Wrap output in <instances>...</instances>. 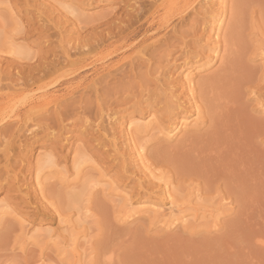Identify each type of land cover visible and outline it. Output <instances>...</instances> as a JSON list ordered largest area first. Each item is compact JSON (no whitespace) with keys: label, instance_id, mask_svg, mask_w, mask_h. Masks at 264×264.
Wrapping results in <instances>:
<instances>
[{"label":"rangeland","instance_id":"rangeland-1","mask_svg":"<svg viewBox=\"0 0 264 264\" xmlns=\"http://www.w3.org/2000/svg\"><path fill=\"white\" fill-rule=\"evenodd\" d=\"M78 1L82 0H0V67L6 68L15 61L12 53L15 46H26L33 56L36 55L33 61H36V65L41 61L39 59L44 57V61L47 55L46 62L54 61L56 54L62 60L64 48L69 52L74 50L72 53L85 52L88 46H94L96 42L98 45L101 39H106L103 38L105 33H112L113 36L140 29L135 39L137 41L132 40L131 45L151 35L158 37V33L161 36L167 32V36L173 34V37H167V45L161 40L164 46H161L162 43L157 45L159 49L155 48L153 51L156 52L152 51V55L150 53L152 59L147 57L150 56V49L146 50V59L139 58L135 53L138 56L136 58L134 54L136 61L138 58L142 62L149 60L144 63L149 62L146 65L150 66L147 67L139 63L141 60L137 62L140 67H129L128 60L125 61L128 64H124V60L119 62L118 57L123 58L127 53L133 58V53L141 49L131 51L126 48L118 52V57L112 62H96L94 68L91 65L78 72L70 71V74L69 70H64L67 78L72 79V85H53L46 89L49 95L57 93L59 97L65 98L61 100L59 108L51 104L47 107L48 113L44 112L40 114L41 117L34 119L36 123H41V128L35 130L36 137L24 139L23 128L14 119L1 128L3 141L8 143L10 168L13 170H9L8 176H0V180H4L0 181V203L8 201L13 207L17 203L16 206H19L15 208L18 211L20 209L25 217L18 216L20 222L9 216L0 219V264H264V55H261L262 49L259 48L264 45V0H234V3L233 0H226L227 6L235 5L240 21L237 34H233L234 27L231 33L234 42L230 40V44L234 45L233 50L239 52H235L237 59H232L234 55H228L230 63L225 58L223 62L228 64L223 63V66L219 57L225 54L222 53V41L228 17L224 18L219 37L215 36L211 26V18L218 13V0H196L187 11V16H184L186 20L174 18L163 33L162 30L156 31L161 28L158 22L153 23L155 27L150 32L148 25L151 20L141 18L140 22H135L128 17L129 14L135 17L136 12L125 7L126 0H94L92 5L91 1L88 3L89 0H85V5L78 4ZM130 2L133 3L132 0ZM60 3L71 4L82 11L85 17L96 19L91 25L93 30L95 28L94 32L89 25L83 27V30L88 28L86 32L80 33L78 28L82 26L74 25L72 17L66 18L65 12L61 10L63 5H58ZM106 14L109 15L102 18ZM18 21L24 27L21 30L16 25ZM123 22L122 25L126 26L121 25ZM174 26H178V29ZM77 29L83 35L79 36ZM173 30H176L175 34ZM94 37L101 38L95 40ZM214 37L220 43H215L218 40ZM74 38L76 42L73 44L71 40ZM78 41L84 44V49L78 47ZM259 41L263 45L260 43L259 46ZM73 45H77L76 48ZM180 45L185 48L180 50ZM214 55L218 56L216 60ZM42 61L44 65L45 61ZM206 62H209L210 68L205 67L194 76L195 85H201L200 81L214 78L215 75L216 78L221 75L225 77L222 76L221 82L215 78L216 83L225 84V88L217 84L222 90L219 89V93L217 89L211 90V94L216 97V93L221 95V100H217V103L214 101L215 105L219 104L214 116L210 119L204 113L205 109H209L205 107L209 103L207 98L208 103L203 106L205 109L199 108L200 121L196 122L197 126L192 120L194 115L187 132L179 133V138L177 136L174 140L166 139L165 133L187 114L186 109L191 106L188 90L185 89V69L191 65L203 66ZM20 64L26 65L24 61ZM156 66L159 73L163 72L160 73L163 78L157 70L158 74H153V67L156 69ZM37 74L44 81L49 76ZM262 76L263 79H260ZM253 78L260 81H254ZM10 80L16 81V78L10 77ZM208 83L212 84L211 81ZM199 85L194 89L195 95ZM19 92L5 90L0 93L7 95L4 101L10 100L13 113L22 114L24 105L26 108L28 102L36 99L39 93L35 89L25 90L18 96L16 93ZM173 100L183 107L176 106ZM183 104L187 107L184 108ZM151 114L162 134L153 133L142 137L132 127L127 128L131 117L140 115L148 121ZM136 141L146 148L143 153L145 166L148 165L151 171L155 170L154 175H160L157 178L163 176V182H158V179L154 181L156 178H151L146 172L148 170H143L145 166L139 165V159L132 152V148L139 145ZM48 153L53 156L56 169L51 167L45 170L46 174L42 175L47 179L43 180L42 176L41 180L46 181L43 183L46 184L44 189H47L45 194L49 197L50 205L44 199L37 200L40 196L35 191L33 174L38 156ZM78 157L87 163L79 162L83 165L75 178L69 172H73V161L78 160ZM87 158L90 160L87 161ZM58 170L67 172L69 178H66V182V174H63V179ZM90 173L99 183L95 185L96 188H89L84 183ZM166 178L171 183L169 181L170 184L165 187L163 183H167ZM12 180L14 185L8 188L6 184ZM218 186L225 192L219 190ZM70 191L82 194L80 199L78 193L81 202L77 200L78 205L74 206L75 209L70 207L71 210L66 208L70 202H65V196ZM229 192V199L222 200V197H228ZM26 194L29 197L31 195L29 204L24 198ZM37 201L42 202L40 204ZM143 203L159 207L165 216L157 219L149 210L135 214L130 219L125 218V209L129 211L128 215L133 214V209ZM21 212L18 214L21 215ZM170 217L180 218L176 226L169 227L166 224ZM158 220H162V223ZM38 229L42 237L36 238L35 230ZM46 233H50V238L47 236L49 239L44 237Z\"/></svg>","mask_w":264,"mask_h":264},{"label":"bare ground","instance_id":"bare-ground-1","mask_svg":"<svg viewBox=\"0 0 264 264\" xmlns=\"http://www.w3.org/2000/svg\"><path fill=\"white\" fill-rule=\"evenodd\" d=\"M88 0H86V2H87ZM91 1V5H92V2L94 1V0H89L88 1V3ZM101 1V0H100ZM103 1V0H102ZM127 2L125 3V1H124V5H126L125 7H129L132 11H134V12H136V16L135 17H133L131 14H129V15H127L128 17H130V18H132L133 19V21H135V22H140V20H141V18H143L144 20H151V23H149V28H148V31H150L151 32V30L150 29H152V28H154L153 27V23L154 22H158L160 25V27L161 28H159V29H156V31H161L162 30V33L163 32H165L170 26H171V23H172V21H173V19L175 18V19H177L178 18V20H180V21H182L183 19H185L184 18V16H187L186 14L188 13L187 11L192 7V5L195 3V1L196 0H179V1H177V0H132L133 1V3H131L130 2V0H126ZM211 1V0H210ZM215 1V0H214ZM217 1V0H216ZM218 1H220V3H219V5H217V6H219L218 7V9H217V12L218 13H216V14H214L213 15V17L211 18V20L213 19V23L211 24V26H212V29L213 30H215V33H216V35L215 36H217V37H219L218 35H219V33H220V31L222 30V28H223V26L222 25H224V18H226V16L228 17V22H227V24H226V30L224 31V35H223V37H224V39H223V41L222 40H220V41H222V43H223V50L224 51H222V53L224 52L225 54H222L223 56L224 55H226V56H224V57H222V55L219 57V62H222L221 64H222V66H223V61H225L224 59L226 58V60L230 63V61H229V59H227V58H229V56L231 55H234V56H232V59L233 58H235V59H237L236 58V53L237 52H239V50L238 51H236V49L235 50H233V48H234V45H232V44H230V40H231V42H234L233 41V37L234 36H231V33H232V30H233V27H234V30H233V34L234 35H236L237 34V25H238V23L240 22L239 21V19H238V15H236V11H235V5H233V4H230L229 6H227V2H226V0H218ZM79 3L78 4H83V5H85V0H82L81 2L80 1H78ZM96 2H99V1H96ZM207 2V1H206ZM209 2V1H208ZM233 3H234V0L232 1ZM75 3V2H74ZM129 3H131V4H129ZM198 3V2H197ZM212 3H214V2H212ZM235 3H236V1H235ZM97 4V3H96ZM95 4V5H96ZM218 4V3H217ZM59 5V7H61V5H63L60 9L62 10V11H64L65 12V15L67 16L66 18H68V16H70V18H71V20H72V23L74 24V25H76L77 27L78 26H82L81 28H78L77 30H78V33L80 32V33H84V32H86L87 31V29H85V30H83V27L84 26H89L90 25V27H91V25L92 24H94V22L96 21V19H94V18H88V17H85L83 14V12L82 11H80L77 7H75V6H73V5H71V4H58ZM83 5H81V6H83ZM88 6H90L89 4H87ZM198 5V4H197ZM210 5V4H209ZM212 5V4H211ZM214 5V4H213ZM83 7H85V6H83ZM87 7V6H86ZM215 7V6H214ZM11 8V7H10ZM10 8H9V10H10ZM135 8H137L136 9V11H135ZM195 9V8H194ZM207 9V8H206ZM141 10H143V11H141ZM11 12H13V11H11ZM140 12V14H138ZM142 12V13H141ZM193 12V11H192ZM204 13H206V12H204ZM212 13V12H211ZM214 13V12H213ZM259 13V12H258ZM262 14V13H261ZM109 14H106V15H104V17H102V18H105L106 16H108ZM200 15V14H199ZM14 17V16H13ZM120 17V15L118 16V18ZM43 19V18H42ZM67 20V19H66ZM70 19L68 20V21H71ZM186 20V19H185ZM184 20V21H185ZM114 21V19L111 21V22H113ZM0 22H1V19H0ZM230 22V23H229ZM45 23H46V21H45ZM68 23H70V22H68ZM72 23H70L71 24V26H73V27H75ZM106 23H108V22H106ZM184 23V22H183ZM229 23V24H228ZM48 24V23H47ZM122 24H124V22L123 23H121V25ZM1 25V24H0ZM16 25H18L17 27H18V29H23L24 27L22 26L21 27V25H20V23H19V21L17 22V24ZM113 25V24H112ZM93 26V25H92ZM108 26V25H107ZM122 26H126V25H122ZM158 26V27H159ZM86 27H84V28H86ZM139 27H140V25H139ZM175 27V26H174ZM56 28V27H55ZM94 28V27H93ZM97 28V27H96ZM120 28H122V27H120ZM53 29H54V26H53ZM75 29V28H74ZM91 29H92V27H91ZM175 29H178V26H176L175 27ZM229 29V30H228ZM93 30V29H92ZM91 30V31H92ZM94 30H95V28H94ZM94 30H93V32H94ZM154 30V29H153ZM72 31H74V30H72ZM84 31V32H83ZM90 31V30H89ZM88 31V32H89ZM103 31V30H102ZM147 31V32H148ZM155 31V32H156ZM175 31L176 30H173L172 31V33H174L175 34ZM77 32V31H76ZM139 32H140V29H139V31L137 30V31H135V32H131V33H124V32H121V33H116V34H114L113 36H112V33H105L104 35L105 36H103V38L105 37L106 39H101L100 40V43L98 44V45H96V43H95V45L94 46H88V50H86L85 52H83V50H81L80 51V48H83L84 49V44H82V43H84V42H82V40L81 39H76V40H80L81 42H79V44H78V47H80L79 49H78V47H77V49H78V51H80V52H77L76 51V47L75 46H77V45H73V47H75V48H73V49H75V51L77 52H75V53H72L73 51H72V49H71V51L72 52H69V51H67L66 50V48H64L63 50H64V52L62 53V55L61 56H63V57H61V59L62 60H60V55H59V57H58V55L56 54V59L54 60V61H50V62H46L47 60H48V55H47V58H45V63H44V65L41 63V61H42V59H44V57L43 58H41V59H39V60H41V61H39V62H37L36 63V65H35V62H33L34 61V58H35V56H33L34 54L33 53H31L30 52V50H28L27 48H26V46H22V47H18L17 48V46H15V48H13V50H12V53L15 55V61H12L11 63H10V65L8 66V67H6V68H2V67H0V92H2V91H5V90H12L13 92H16L17 90H20V92L19 93H16L18 96H20L21 95V93L23 92V91H25V90H33V89H35V92H38L39 93V96L36 98V99H32L31 101H29L28 102V104L26 105V108H25V105H24V112L21 114V113H13V106L12 105H10V100H7V102H5L4 101V98H5V96H7L6 94H3V93H0V155H1V159H0V176L1 175H7L8 176V174H9V170L11 171V170H13V169H11L10 167H11V162L9 161L10 160V157H9V150H8V143H6V142H4L3 140H4V135H3V133L1 132V128L2 127H4L7 123H9V121L10 120H15L17 123H18V125L21 127V128H23V130H22V137H24V139H28L29 137H36V132H35V130L36 129H40L41 128V123H39L38 124V122L36 123L35 121H34V119H36L38 116H40V114H42V113H46L48 110H47V107L49 106V105H51V104H55V107H60L61 106V100L63 99V97L64 96H58V95H56L57 93H55V95H49V93L47 92V88L48 87H50V86H53L54 85V87L55 86H59V87H61L62 85L64 86V85H69V84H71V82H72V79L70 78H67V75H65V73L66 72H64L63 73V71L64 70H69V74H70V71H73V73L74 72H78L80 69H84L85 67H88V66H91V65H93V64H95L96 62H104V61H107L108 62V60L109 61H113V59L114 58H116V57H118V52H121L122 50H124V49H130L131 51L134 49H136V48H141V49H139V50H135L136 52H134L133 53V55L132 56H134V54L135 53H137L138 54V56H139V58H141V59H143L142 57H145V55H146V50H149V55H150V53L156 48V49H159V46H157V45H161V43H162V41L165 43V45H167L166 43H167V37H168V39L173 35H169V36H167V32L166 33H163V35H161L160 36V33H158V35L161 37H155V35H154V37L156 38V40L154 39V37H153V35H151V36H149L148 38H145L144 40H143V38H142V40L143 41H141V42H138V43H136V44H133V45H131L132 44V40H135L137 37H138V34H139ZM146 32V33H147ZM212 32V31H211ZM210 32V33H211ZM78 34L79 36H81V35H83V34ZM214 33V34H215ZM76 34V33H75ZM86 34V33H85ZM85 34H84V36H85ZM89 34H91V32L89 33ZM93 34V33H92ZM96 34V33H95ZM100 35L102 34V33H99ZM76 36V37H78L79 38V36ZM212 35V34H211ZM221 35V36H222ZM45 37L47 36V35H44ZM51 36V35H50ZM97 36H99V35H97ZM112 36V37H111ZM228 36H229V38H228ZM45 37H43L42 36V38H45ZM49 37V36H48ZM83 37V36H82ZM173 37V36H172ZM217 37H214V38H216L217 39ZM263 37H264V35H263ZM47 38V37H46ZM98 38H101V37H94V39L95 40H97ZM221 38V37H220ZM91 40H92V38H91ZM94 40V41H95ZM162 40V41H161ZM183 40H184V38H183ZM218 41H216L215 40V43H220L219 42V39H217ZM71 41H73V44H74V41H75V38H74V40H71ZM86 41V40H85ZM128 41L129 42H131V43H129V44H127L128 43ZM135 41H137V40H135ZM150 42V43H148L147 44V42ZM166 41V42H165ZM197 41H199V40H197ZM196 41V42H197ZM76 42V41H75ZM86 42H88V41H86ZM93 42V41H92ZM183 42H185V41H183ZM213 42V41H212ZM261 42L263 43V41L261 40ZM260 41H259V46L262 44ZM145 43V44H144ZM198 43V42H197ZM199 43H200V41H199ZM198 43V44H199ZM214 43V42H213ZM212 43V44H213ZM214 43V45H216ZM261 43V44H260ZM67 44V43H66ZM77 44V43H76ZM80 44H82V45H80ZM85 44H87V43H85ZM147 44V45H146ZM170 43H168V45H169ZM185 44H187V42L185 43ZM185 44H184V46H185ZM196 44V43H195ZM255 44H257V42L255 43ZM23 45V44H22ZM182 45V44H181ZM179 46V47H182L180 50H182V49H184L185 47L184 46ZM263 45V44H262ZM71 46H72V44H71ZM87 46V45H86ZM142 46V47H141ZM161 46H164L163 45V43H162V45ZM187 46H188V44H187ZM197 46V45H196ZM195 46V47H196ZM217 46V45H216ZM264 46V45H263ZM263 46H261V47H259V48H261L262 49V51H261V55H264V47ZM194 47V48H195ZM198 47V46H197ZM196 47V48H197ZM218 47V46H217ZM67 48H69V50H70V47H67ZM72 48V47H71ZM87 48V47H86ZM216 48V47H215ZM221 48V47H220ZM232 48V49H231ZM256 48L257 49H259L258 48V46H256ZM174 49V48H173ZM204 49V48H203ZM256 49V50H257ZM133 50V51H134ZM170 50V49H169ZM255 50V51H256ZM130 51V52H131ZM233 51V52H232ZM258 51V50H257ZM124 52V51H123ZM125 52H127L126 50H125ZM153 52H156V51H153ZM152 52V53H153ZM158 52V51H157ZM170 52H171V50H170ZM169 52V53H170ZM190 52V51H189ZM204 52V51H203ZM236 52V53H235ZM71 53V54H70ZM152 53H151V55H152ZM166 53H168V52H166ZM216 53V55L218 54L217 52H215ZM231 53H234V54H231ZM33 54V55H32ZM105 54V55H104ZM127 54V53H126ZM125 54V56H123V58H117L118 59V61L119 62H121V61H123V63L126 61V60H128V61H126V62H128V63H130V66L129 67H135V65L137 66H139L140 67V64H138L137 62H139L141 59H139L138 58V60L136 61V59H135V56H136V58L138 57L137 56V54H135V56L132 58V57H129V56H127ZM155 54V53H154ZM153 54V55H154ZM259 54V53H258ZM130 55V54H129ZM151 55L150 56H147L148 58L150 57L151 58ZM171 55V54H170ZM183 55V54H182ZM229 55V56H228ZM260 55V56H261ZM127 56V57H126ZM199 56V55H198ZM197 56V57H198ZM215 56V55H214ZM228 56V57H227ZM230 56V57H231ZM238 56H239V54H238ZM153 57V56H152ZM164 57H166V56H164ZM167 57H169V55H167ZM264 57V56H263ZM39 57H37V59H38ZM161 58V57H160ZM171 58V57H170ZM192 58V57H191ZM215 60H216V58H218V56L216 57H213ZM16 59L17 60H19L18 62L19 63H17L16 62ZM47 59V60H46ZM116 59V60H117ZM145 59H146V57H145ZM152 59V58H151ZM150 59V60H151ZM231 59V60H232ZM116 60L114 61V62H116ZM160 60V59H159ZM165 60V59H164ZM163 60V61H164ZM197 60V59H196ZM21 61H22V63H23V61L26 63V65H24V66H21ZM32 61V63H30ZM44 61H42V62H44ZM134 61H136V62H134ZM145 61H149V60H145ZM145 61H143L142 62V60L139 62V63H145ZM198 61V60H197ZM14 62H16V63H14ZM76 62V63H75ZM113 62V63H114ZM125 62V63H126ZM191 62H193V61H191ZM190 62V63H191ZM196 62V61H195ZM195 62H194V64H195ZM215 62V61H214ZM48 63V64H47ZM110 63V62H109ZM113 63H112V65L111 66H113ZM124 63V64H125ZM128 63H126V64H128ZM137 63V64H136ZM147 63H149V62H146V64ZM151 64H152V60H151V62H150ZM197 63V62H196ZM211 63V62H210ZM225 63H227V62H225ZM224 63V64H225ZM45 64H47V66L45 65ZM98 64V63H97ZM119 65H120V63H118ZM143 64H141V65H143ZM146 64H144V65H146ZM197 64H199V62L197 63ZM228 64V63H227ZM143 65V66H144ZM196 65V64H195ZM219 65H220V63H219ZM226 65V64H225ZM44 66V67H43ZM46 66V67H45ZM94 66L95 65H93V68H94ZM97 66V65H96ZM99 66H101V65H99ZM103 66V65H102ZM109 66V65H108ZM147 66H150V65H146V67ZM158 66V65H157ZM156 66V69L153 67V74L155 75V74H158L159 73V71L157 70V68L159 67H157ZM116 67H117V65H116ZM115 67V68H116ZM119 67V66H118ZM145 67V66H144ZM205 67H209L210 68V66H209V62L207 63H205V65H203V66H194V67H192V65L191 66H189L187 69H185V72H184V81H185V89H187L188 90V93H189V102L191 103H189L191 106H190V108H187L186 109V111H187V114H189V113H191V114H189V115H187L186 113H185V115H183L182 117H181V119L179 120V122L175 125V126H173V128H171V130L170 131H167V133H165V135H164V137L166 138V139H175L177 136H178V134L179 133H181V132H187V129H188V127H189V125H190V123H191V120L190 119H192V116H194L195 115V118L194 119H192V120H194V125H196L197 126V124H196V122H198V120L200 121V111H199V108L201 107L202 108V110L203 109H205L203 106H205L206 105V103H208L207 102V98H208V101H209V103L205 106L206 108L208 107L209 109H205L204 110V113H206V115L208 116V117H210V119H211V117H212V115L214 116V111H215V109L216 108H218L217 106L219 105V104H216L215 105V102L217 101V100H219L220 99V97H221V95H220V97H219V95H218V90L220 89V90H222L221 88L222 87H220L219 88V86L218 85H220V84H218L219 82H221V81H223V80H220L221 78H222V76L224 77V75H221L219 78H216L217 76L215 75V77L214 78H210V79H208L209 81H211V83L213 84V85H216L215 87H213V85L212 84H210V83H208L209 81L208 80H203L204 81V83H203V81H200L201 83V85H199V84H197L196 83V85L198 86L199 85V87H198V89L197 90H199L197 93H196V95H195V93H194V89H195V87H197L196 85H195V82H194V79H195V77L194 76H196V75H198L199 74V72H201V70H203V69H205ZM106 68V67H105ZM150 68V67H149ZM149 68H148V70H149ZM120 69V68H119ZM151 69H152V66H151ZM162 69V68H161ZM100 70H101V68H100ZM105 70V69H104ZM158 71V73H156L157 71ZM221 70V69H220ZM5 71H7V73H5ZM103 71V70H102ZM106 71V70H105ZM162 71V70H161ZM205 71V70H204ZM223 72V71H222ZM24 73V74H23ZM37 73H40V74H44V75H49L46 79H45V81L43 80V78H41V77H37L36 75H38ZM72 73V74H73ZM160 73H163V72H160ZM160 73L158 74V75H160ZM23 74V75H22ZM76 74V73H75ZM74 74V75H75ZM79 73H77V75H78ZM164 75V74H163ZM213 75V74H212ZM69 76V75H68ZM149 76H151V75H149ZM160 76H162V75H160ZM160 76H158V77H160ZM219 76V75H218ZM259 76V75H258ZM264 76V75H263ZM263 76H262V78H260V79H263ZM10 77H15L16 78V81H11L10 80ZM37 77V78H36ZM162 78H163V76H162ZM183 78V77H182ZM201 78H203V77H201ZM219 81H217V83H216V79ZM225 78V77H224ZM159 79V78H158ZM158 79H157V81H158ZM166 79V78H165ZM164 79V81H165V84H166V80ZM204 79H206V78H204ZM212 79V80H211ZM213 79H215V80H213ZM223 79V78H222ZM260 79H258L257 78V80H259L260 81ZM155 80V79H154ZM160 80V79H159ZM250 79H247L246 81H248V82H250L249 81ZM252 80H254V81H257L256 80V78H253ZM252 80H251V82L250 83H253L252 82ZM151 81H153V80H149V82H151ZM161 81V80H160ZM168 81V80H167ZM18 82V83H17ZM20 82V83H19ZM155 82H156V80H155ZM155 82H153V83H155ZM161 82H163V81H161ZM160 83V82H159ZM156 84V83H155ZM155 84H153V85H155ZM161 84V83H160ZM203 84V85H202ZM218 84V85H217ZM72 85V84H71ZM183 85V84H182ZM222 85H224L223 87L225 88V84H221L220 86H222ZM217 86H218V88H217ZM246 86V85H245ZM69 87H71L70 85H69ZM73 87V86H72ZM183 87V86H182ZM200 87H202V89L200 88ZM213 89H212V88ZM57 88V87H56ZM223 88V89H224ZM167 89V88H166ZM184 89V88H183ZM201 89V90H200ZM214 89H217V91L216 92H218V93H216V92H214V93H216L217 94V97L215 96V95H213V94H211V93H213L212 91H214ZM159 90V89H158ZM212 90V91H211ZM161 91V90H160ZM55 92V91H54ZM56 92H57V90H56ZM144 92V91H143ZM163 92V91H162ZM196 92V91H195ZM51 93V92H50ZM67 93V92H66ZM164 93V92H163ZM209 94V96H208V94ZM65 94V93H64ZM165 94V93H164ZM210 94L212 95V97L210 96ZM12 95H14V94H12ZM36 95H37V93H36ZM67 95V94H66ZM196 97H195V96ZM31 96V95H30ZM147 96V95H146ZM168 96V95H167ZM188 96H187V98H188ZM14 98L16 97L15 95L13 96ZM169 97V96H168ZM171 97H172V95H171ZM210 97V98H209ZM65 98V97H64ZM173 98V97H172ZM212 98V99H211ZM210 99H211V101H210ZM13 100V99H12ZM30 100V99H29ZM221 100V99H220ZM174 101V100H173ZM177 101H178V98H177ZM177 101H174L175 102V105L176 106H178V107H183V106H181V105H177ZM181 101V100H180ZM215 101V102H214ZM220 102V101H219ZM218 102V103H219ZM224 102V101H223ZM222 102V103H223ZM185 103V102H184ZM217 103V102H216ZM24 104H26V103H24ZM171 104V103H170ZM180 104V103H179ZM188 104V105H189ZM172 105V104H171ZM184 105V104H183ZM187 105V104H186ZM198 105V106H197ZM213 105V106H212ZM53 106V105H52ZM170 106V105H169ZM172 106H174V105H172ZM176 106H174V108H176ZM51 107V106H50ZM185 107H187V106H185L184 105V108ZM223 106H221V108H222ZM200 108V109H201ZM48 109H50V108H48ZM191 109V110H190ZM192 109H193V111H192ZM184 110V109H183ZM201 110V111H202ZM189 112V113H188ZM48 113V112H47ZM214 113V114H213ZM205 115V116H206ZM43 116H44V114H43ZM206 116V117H207ZM41 117V116H40ZM39 118V117H38ZM201 119H203V117L201 118ZM128 120V119H127ZM146 120V118L145 117H142V116H138L137 118L136 117H131L129 120H128V126H127V128L129 129V128H133V129H135V133L136 132H138L142 137L144 136V135H149V134H153V133H161L162 134V132H160V129H158V123L157 122H153V115L151 114V116H150V119H149V117H148V121H145ZM154 120H155V118H154ZM162 123V122H161ZM205 123V122H204ZM200 125V124H199ZM202 126V125H201ZM34 128V129H33ZM42 128H43V126H42ZM170 128V127H169ZM41 130H44V129H41ZM122 130V129H121ZM129 131V130H128ZM184 132V133H185ZM137 134V133H136ZM136 134H135V136H136ZM187 134V133H186ZM139 135V136H140ZM131 136V135H130ZM129 136V137H130ZM138 136V135H137ZM154 136V135H153ZM127 137V136H126ZM163 137V136H162ZM145 138V137H144ZM178 138H179V136H178ZM130 139L132 140V138L130 137ZM163 139V138H162ZM163 141H164V139H163ZM136 143H137V141H136ZM128 144V143H127ZM137 144H139V143H137ZM133 145V144H132ZM144 145V144H143ZM134 146V145H133ZM146 149V148H145ZM144 146H142V145H138V146H136L135 145V147L134 148H132V152L134 151V154L137 156V157H135L136 159L138 158L139 159V161H140V163H139V165H144L145 166V162H143V156H144ZM45 151H47V150H45ZM86 153V152H85ZM80 155V153H76V155ZM82 154V153H81ZM89 154V153H88ZM146 154V153H145ZM134 155V156H135ZM82 156H83V154H82ZM81 156V157H82ZM85 156V155H84ZM83 156V157H84ZM146 156V155H145ZM82 157V158H83ZM82 158H81V160H82ZM80 158L78 157V160H79ZM74 160V159H73ZM74 160L73 161V166H72V170H73V172H69V173H73V177H77L78 175H79V172L81 171V167L80 166H82L83 164H84V162L85 163H87L86 162V160H83L84 162H82L81 160ZM88 160H90V159H88L87 158V161ZM82 162V163H79V162ZM137 161V160H136ZM139 161H137V162H139ZM10 162V163H9ZM37 162V163H36ZM55 162V160H54V158H53V156H51V154L50 153H48V154H46V155H43V156H41V157H39L38 156V158L36 159V161H35V169H34V171H33V174L35 175V191L37 192V194L40 196V198H38V196H37V200H42V199H44L45 201H47V203H49V205H50V202H49V197L47 198L46 196V190L47 189H44V186L46 185L45 183H46V181H42L41 180V178H43L42 176H44L46 173H44V171L45 170H50L51 169V167L52 168H55L56 166V162ZM82 164V165H81ZM94 164V163H93ZM137 164V163H136ZM58 165V164H57ZM59 166V165H58ZM143 166V167H144ZM148 168H147V167ZM144 168H143V170H148V171H146V172H149V176H151V178L154 176V178H156V180H154V181H157V179H158V182H160L161 183V181L163 182V176H162V178H157V176L158 177H160V175H154V171H151V170H149V166L148 165H146ZM13 167V166H12ZM50 168V169H49ZM56 169V168H55ZM61 169H65V168H61ZM153 170V169H152ZM59 171V173H60V176L62 175L63 176V179H64V175H65V182H66V178H69V175L67 174V172L65 173V171L63 172V171H60V170H58ZM35 172V173H34ZM102 172V171H101ZM152 172H153V174H152ZM31 173V172H30ZM44 173V175H42ZM65 173V174H64ZM143 173H145L144 171H143ZM32 174V175H33ZM64 174V175H63ZM93 174V173H92ZM102 174H104V173H102ZM158 174V173H157ZM57 175H58V173H57ZM68 175V177H66ZM146 175H147V173H146ZM47 176V175H46ZM85 176V175H84ZM83 176V178H85ZM149 176H147V177H149ZM75 177V178H76ZM106 177V176H105ZM44 178H45V176H44ZM43 178V180H46L47 178H45L44 179ZM72 178V177H71ZM96 177H94V176H92L91 175V173L89 174V175H87L86 176V178L84 179V183L86 184V186H88L89 188H93L95 185H99V183L98 182H96ZM150 178V179H151ZM50 179V178H49ZM62 179V180H63ZM62 180H60V181H62ZM106 180V179H105ZM165 180H168L167 178L165 179ZM0 181H4V180H0ZM108 181H109V179H108ZM169 181L170 180H168L167 181V183L165 182V183H163V185L166 187V185L168 186V183H169ZM43 182H45V183H43ZM64 182V183H65ZM157 182V183H158ZM4 183V182H3ZM8 183V182H7ZM77 183V182H76ZM170 183H171V181H170ZM169 183V184H170ZM45 184V185H44ZM6 185H8V188L10 187V188H12L11 186L12 185H14V183H13V180L10 182V183H8V184H6ZM112 185V184H111ZM159 185V184H158ZM172 185V184H171ZM70 186V185H69ZM86 186H84L85 187V189L86 188H88V187H86ZM170 186V185H169ZM68 187V186H67ZM83 187V188H84ZM97 187H99V186H97ZM105 187V186H104ZM20 188V187H19ZM32 188V187H31ZM69 188V187H68ZM88 188V189H89ZM95 188H96V186H95ZM107 188V187H106ZM105 188V189H106ZM168 188V187H167ZM218 189L219 188H221V187H217ZM226 188V187H225ZM17 189V188H16ZM85 189H83V190H85ZM88 189H86V190H88ZM163 189V188H162ZM172 189V188H171ZM170 189V190H171ZM34 190V189H33ZM33 190H30V191H32L33 192ZM90 190V189H89ZM168 190V189H167ZM217 190V189H216ZM219 190H223V189H219ZM76 191V190H75ZM79 191H80V193H82V190L81 189H79ZM114 191V190H113ZM218 191V190H217ZM224 191V190H223ZM223 191H221V195H223L224 193H223ZM15 192V191H14ZM18 192V191H17ZM86 192V191H85ZM85 192H84V196H85ZM88 192V191H87ZM165 192H167V191H165ZM225 192V191H224ZM46 193V194H45ZM75 193V192H74ZM74 193H72L71 191L70 192H68V194L65 196V200H67V201H65L66 203H68V202H70L71 203V206H70V203L68 204L69 206H67L66 208H70V207H72V209L74 208L75 209V207L78 205V203H77V200L78 201H80V199H81V196L80 195H82V194H80L79 192V195H78V193L76 194H74ZM31 194V193H30ZM34 194V193H33ZM36 194V193H35ZM231 193L229 192L228 193V197H222L221 195H220V197H222V200H226V199H229V195H230ZM27 195V194H26ZM24 195L25 197V201H27L28 202V204H29V199H30V197H31V195H30V197H29V195ZM80 196L79 198L80 199H78V196ZM125 195V194H124ZM123 196V195H122ZM224 196V195H223ZM34 197H36V196H34ZM124 197V196H123ZM20 198V197H19ZM82 198H83V196H82ZM127 199V198H126ZM219 199H221V198H219ZM235 199V198H234ZM43 200V201H44ZM33 201H35V200H33ZM145 201V200H144ZM4 202V201H3ZM6 202V203H5ZM4 203H0V219H2L3 217L5 218V216L6 217H10V218H17L18 220H19V222H20V218L18 217V216H21V218L22 217H25L24 216V214H22V212H21V210L19 209V211H18V209H16L18 206H16L17 205V203H15L16 205H14V207H13V205H11L8 201H5ZM37 202H39V201H37ZM40 202H42V201H40ZM39 202V203H40ZM64 202V203H65ZM81 202V201H80ZM128 202V201H127ZM77 203V204H76ZM129 203V202H128ZM223 203V202H222ZM30 204H32V203H30ZM34 204V203H33ZM41 204V203H40ZM73 204H75V205H73ZM80 204V203H79ZM172 204V203H171ZM218 204H220V203H218ZM45 205V204H44ZM65 205H67V204H65ZM73 205V206H72ZM129 205V204H128ZM127 205V206H128ZM221 205V204H220ZM15 206H16V208H15ZM75 206V207H74ZM131 207V206H130ZM133 207V206H132ZM135 207V206H134ZM124 208V207H123ZM150 208V209H149ZM158 208V210H159V207H155V206H153V205H148V204H141V205H138V207L136 208V209H133V210H135V211H133L132 209V211H133V214H130V215H128L129 214V211H127L126 209L124 210V212L126 213L127 212V216H125V218H127V219H130L131 217H133L135 214H139V213H143V212H147V211H151V212H153V214H155L154 216H155V218L157 217V219L159 218V217H161V218H163L164 216H165V214H163V212H160L161 210H156ZM129 209V208H128ZM175 209V208H174ZM177 209V208H176ZM70 210H71V208H70ZM123 210V209H122ZM130 210V209H129ZM149 211V212H150ZM163 211V210H162ZM172 211V210H171ZM19 212H21V215H19L18 213ZM148 212V213H149ZM175 213V212H174ZM147 214V213H146ZM167 214V213H166ZM173 214V213H172ZM179 214V213H178ZM177 214V215H178ZM189 214V213H188ZM125 215V214H124ZM149 215H151V214H149ZM168 215H170V214H168ZM175 215V214H174ZM193 215V214H192ZM60 216V215H59ZM58 216V217H59ZM179 216V215H178ZM174 217H176V216H174ZM174 217H170V219H169V221L166 223V222H164V223H166L169 227H172V226H176L177 225V222L180 220V218L178 219V218H174ZM9 218V219H10ZM171 218H173V219H171ZM61 219V218H60ZM122 219H123V217H122ZM12 220V219H11ZM16 220V219H15ZM160 220V219H159ZM158 220V222L159 223H162L161 221H159ZM165 221H166V217H165V219H164ZM17 221V220H16ZM61 221V220H60ZM156 221V220H155ZM18 222V223H19ZM181 222V221H180ZM21 223H23V225H24V222H22L21 221ZM20 223V225H22ZM183 223V222H182ZM163 225V224H162ZM167 226V227H168ZM26 227V226H25ZM43 228V227H42ZM45 229V228H44ZM32 230V229H31ZM34 231V230H33ZM36 231V234H35V236H36V238H39V237H42L41 236V231L38 229V230H35ZM47 234H49V235H47ZM44 235V234H43ZM49 237L50 236V233H46L45 235H44V237ZM47 237V238H48ZM50 238V237H49ZM48 238V239H49ZM54 238V237H53ZM42 240V239H41Z\"/></svg>","mask_w":264,"mask_h":264}]
</instances>
